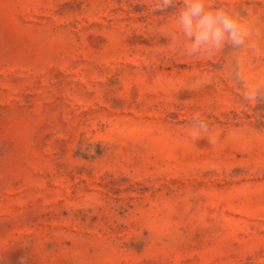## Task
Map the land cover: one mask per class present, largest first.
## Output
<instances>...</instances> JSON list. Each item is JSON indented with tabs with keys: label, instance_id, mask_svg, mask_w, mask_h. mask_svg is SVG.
Wrapping results in <instances>:
<instances>
[{
	"label": "rangeland",
	"instance_id": "1",
	"mask_svg": "<svg viewBox=\"0 0 264 264\" xmlns=\"http://www.w3.org/2000/svg\"><path fill=\"white\" fill-rule=\"evenodd\" d=\"M160 3L0 0L4 264H264V0L198 54Z\"/></svg>",
	"mask_w": 264,
	"mask_h": 264
},
{
	"label": "clouds",
	"instance_id": "2",
	"mask_svg": "<svg viewBox=\"0 0 264 264\" xmlns=\"http://www.w3.org/2000/svg\"><path fill=\"white\" fill-rule=\"evenodd\" d=\"M176 3L177 0H161L154 10L163 12ZM176 24L191 41L192 54L210 53L228 46L241 49L248 43L249 33L235 13L225 8L209 7L208 0H183ZM253 51L260 52L258 48ZM201 126L207 128L205 123ZM0 264H4V258H0ZM21 264H26V258H22Z\"/></svg>",
	"mask_w": 264,
	"mask_h": 264
}]
</instances>
